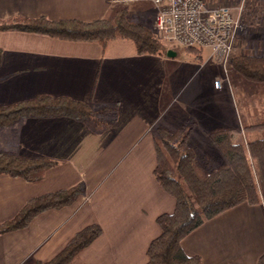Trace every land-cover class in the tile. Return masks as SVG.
I'll return each instance as SVG.
<instances>
[{
	"label": "crops",
	"instance_id": "0c3cea01",
	"mask_svg": "<svg viewBox=\"0 0 264 264\" xmlns=\"http://www.w3.org/2000/svg\"><path fill=\"white\" fill-rule=\"evenodd\" d=\"M203 1L222 6L243 0ZM262 1L246 3L253 10L251 29L258 19L264 23ZM121 5L128 7L129 17L141 20L137 23L154 29L157 7L151 0L126 5L111 0H0V20L46 15L89 21L109 16ZM258 29L239 31L236 54L264 52V30ZM241 41L243 49L236 46ZM174 53L138 54L128 39L111 40L103 51L97 42L0 30V106L39 94L120 104L117 122L102 134L70 117H30L0 127V151L59 162L40 183L0 173V224L12 220L32 197L79 182L86 187L74 204L46 210L26 228L0 234V264L49 261L78 231L94 223L103 233L80 253L81 261L146 264L148 247L161 233L157 217L176 207V199L154 174L155 127L178 128L198 118L185 107L188 73L176 65L180 61ZM215 80L216 75L212 86L219 92ZM204 86L205 78L195 85L197 94ZM234 121L230 126L237 127L239 121ZM182 246L187 254L200 255L203 264H259L264 253V204L244 202L217 215L188 234Z\"/></svg>",
	"mask_w": 264,
	"mask_h": 264
},
{
	"label": "trees",
	"instance_id": "16d2710c",
	"mask_svg": "<svg viewBox=\"0 0 264 264\" xmlns=\"http://www.w3.org/2000/svg\"><path fill=\"white\" fill-rule=\"evenodd\" d=\"M0 30L26 31L68 41L97 42L103 51L114 39H128L138 54L167 57L175 48L159 39L154 29L129 19L127 6L116 7L109 16L81 20L50 19L46 15L16 16L0 20ZM198 60L203 48L185 47ZM232 69L243 79L264 84V52H243L233 56ZM119 103L77 100L69 96L39 94L34 98L0 106V127H10L24 118L70 117L102 134L119 118ZM264 122L247 127L260 130ZM193 127H155L158 183L176 199L173 212L160 214L156 221L161 233L147 250L146 264H203L200 255H189L182 240L206 221L244 202L264 204V138L236 139L237 127L219 126L206 130L213 145L204 151L192 138ZM59 162L46 156L26 157L0 151V173L40 183ZM86 193L84 182L30 198L20 212L0 224V234L26 228L39 214L74 204ZM103 233L94 223L78 231L54 258L37 264H85L80 253ZM259 264H264V253Z\"/></svg>",
	"mask_w": 264,
	"mask_h": 264
},
{
	"label": "rangeland",
	"instance_id": "374dc122",
	"mask_svg": "<svg viewBox=\"0 0 264 264\" xmlns=\"http://www.w3.org/2000/svg\"><path fill=\"white\" fill-rule=\"evenodd\" d=\"M248 1L246 0V3ZM229 3H232V5L239 4L236 1H229ZM247 7L248 5L246 4L241 30L246 29L245 32L248 33H253V29L257 30V28H259L258 31L264 30V23L261 19L256 20L257 22L251 29L249 24L253 10ZM129 19L133 22L141 21L134 16H130ZM145 25L149 27L147 23ZM171 45L178 52V61L180 63L178 62L176 65L184 67L188 73L185 82L188 103L185 107L189 109L190 113L196 112L198 116L196 119H188L184 125L188 128L193 127L191 138L199 144L200 148L204 151H210L213 148L206 135L208 128L230 126V124L235 122L234 120L239 121L238 129L235 133V137L239 141L264 138V128L260 130L247 129L251 125L264 122V84L243 79L231 66L225 68L223 63L212 56L210 49H203V58L198 60L194 54L188 53L185 47L175 44ZM238 45L240 49L246 47L245 41L237 42L236 46ZM210 54L213 58L210 57ZM235 55L236 51L234 48ZM214 75H216L217 80L222 82L221 87H217L215 85L216 80L214 81L215 87L222 89L219 92L215 91L212 86ZM204 78L205 86L197 94L195 85ZM228 86L230 87L228 88ZM191 92L197 95L195 97L193 95L192 98L190 96Z\"/></svg>",
	"mask_w": 264,
	"mask_h": 264
},
{
	"label": "built area",
	"instance_id": "2783aa9c",
	"mask_svg": "<svg viewBox=\"0 0 264 264\" xmlns=\"http://www.w3.org/2000/svg\"><path fill=\"white\" fill-rule=\"evenodd\" d=\"M111 1L126 5L142 0ZM151 1L157 7L154 31L159 39L180 47L210 49L225 68L231 66L235 42L244 22L246 0L234 6H210L203 0ZM221 83L215 81L217 87Z\"/></svg>",
	"mask_w": 264,
	"mask_h": 264
},
{
	"label": "water",
	"instance_id": "95a60500",
	"mask_svg": "<svg viewBox=\"0 0 264 264\" xmlns=\"http://www.w3.org/2000/svg\"><path fill=\"white\" fill-rule=\"evenodd\" d=\"M174 54H175V53H174L173 50L169 51V55H174Z\"/></svg>",
	"mask_w": 264,
	"mask_h": 264
}]
</instances>
